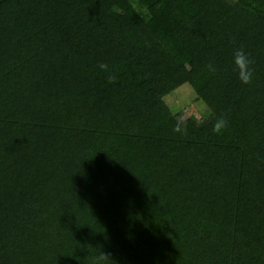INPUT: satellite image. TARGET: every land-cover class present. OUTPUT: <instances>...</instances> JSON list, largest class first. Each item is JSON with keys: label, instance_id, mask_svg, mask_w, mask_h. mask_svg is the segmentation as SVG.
I'll return each instance as SVG.
<instances>
[{"label": "trees", "instance_id": "obj_1", "mask_svg": "<svg viewBox=\"0 0 264 264\" xmlns=\"http://www.w3.org/2000/svg\"><path fill=\"white\" fill-rule=\"evenodd\" d=\"M0 264H264V0H0Z\"/></svg>", "mask_w": 264, "mask_h": 264}, {"label": "rangeland", "instance_id": "obj_2", "mask_svg": "<svg viewBox=\"0 0 264 264\" xmlns=\"http://www.w3.org/2000/svg\"><path fill=\"white\" fill-rule=\"evenodd\" d=\"M166 101L174 112H182L181 119L195 116L203 120L210 112L207 104L197 97L195 90L189 84L168 95Z\"/></svg>", "mask_w": 264, "mask_h": 264}, {"label": "clouds", "instance_id": "obj_3", "mask_svg": "<svg viewBox=\"0 0 264 264\" xmlns=\"http://www.w3.org/2000/svg\"><path fill=\"white\" fill-rule=\"evenodd\" d=\"M235 69L238 72L240 81L244 84L251 83L253 71L250 67L251 60L249 56L241 49L237 50L233 57ZM226 126V120L223 118L218 119L214 126V131H219Z\"/></svg>", "mask_w": 264, "mask_h": 264}]
</instances>
